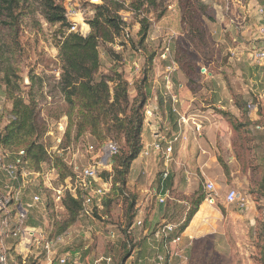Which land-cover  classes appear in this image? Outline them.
Here are the masks:
<instances>
[{"label":"rangeland","instance_id":"1","mask_svg":"<svg viewBox=\"0 0 264 264\" xmlns=\"http://www.w3.org/2000/svg\"><path fill=\"white\" fill-rule=\"evenodd\" d=\"M28 1L30 8L25 15L21 32L23 60L17 68L20 79L13 80L20 85L22 96L27 102L29 98L33 97L38 104L39 121L45 123L47 127L46 131L40 136L39 143L45 146L48 157L42 171H40L43 177L32 181L26 186V189L23 190L22 200L25 203L35 195H39L42 199L41 203L36 205L31 212L29 219L31 228L38 229L39 232L46 234L48 238H53L56 235H68L70 238H74V243L70 246L66 241L51 255L47 254L42 248L33 246L32 253H29L25 258L15 252V245H18L19 241L7 247L12 248L14 264H25V262L26 264H57L58 260L64 257L68 250H73L74 253L75 251L76 253L77 251L82 252V264H123L128 260L136 246L131 238L133 235L131 228L135 220L130 225L128 220L131 214L127 208V196L130 195L135 198L138 206L139 195L137 192L141 187L147 185L148 177L150 176L151 180H159V161H156L153 155H144L147 146H144L143 143L142 153L133 162L128 176L127 196L120 197L112 191L111 174H113V168L111 171H104L100 176L103 182L108 185V193L110 192L105 196V198L108 197L112 200L109 212L104 213L103 209L90 208L89 215L81 214L73 225L68 224L70 217L64 202L71 194L70 190L77 186V183H67V179L73 176L72 173L66 179L62 178L56 165L57 159L63 158L69 169L71 164L82 168L91 159V155L87 153L88 147L90 145L97 146L98 144L88 136L75 139V132L72 133L69 139L66 133L65 135L62 133L61 125L67 124L68 127V106L60 86L61 64L57 48L58 28L46 22L39 0ZM70 1L74 2V0H64L65 7ZM199 1L205 5L206 16L201 15ZM239 1L164 0L157 7H146L141 17L131 7H128V11L121 13L128 24L126 35L117 39L114 44H102L100 47V72L110 76H113L115 72L123 74L130 82L131 98H135L137 94L135 84L146 59L144 52L140 49L141 20L146 18L149 21L150 28L145 46L156 55L151 74H165L166 68L172 64L177 67L173 74H203L205 77L210 74V71L214 74H227L226 69L231 67L226 64V48L233 44L234 38L241 43H245L242 40L245 38H256L258 40L260 37L258 33L260 24L258 22H263L262 19L261 21L253 20L247 8H244L245 4H249V0H244V5H240ZM126 2L129 6L130 0H126ZM189 2L193 4V9L189 10L187 8ZM78 3L82 8L83 16H76L70 22L79 24L80 28L83 29L87 25V18L93 16L94 10L90 4H86V1L74 2V4ZM192 10H197L198 17L193 22H197L201 26V35L199 33L193 34L190 31L189 11ZM217 22H219V25L216 24ZM242 27L243 29H241ZM218 44L224 46L219 48L217 47ZM168 46L171 49L170 56L167 60H163L161 54L164 48ZM209 64H212L210 69L208 68ZM136 67L140 68L139 72L136 71ZM10 68L11 62L3 48L2 29L0 28V133L12 118V102L6 97L3 81L6 75L10 74ZM250 68H254V66ZM203 69H207V71L203 72ZM254 73H257V70H254ZM153 75L147 86L150 96L144 108V114L145 109L151 103ZM173 81L178 87L179 82L176 81L175 75H173ZM206 82L205 84L208 86L209 81ZM224 83L226 84V81ZM191 84L194 87L201 86V84L198 85L193 81ZM161 85L165 93L164 83ZM166 102L167 104L171 102L167 91ZM174 109L177 111L174 112ZM179 112L181 111L178 106L172 105V113L177 117L176 130L183 131L184 128L179 125ZM249 112L248 108L245 109L247 115H249ZM223 113L217 110L215 112V114L224 118V122L230 125L235 135H240L246 131L243 124L244 122L248 124L250 122L249 118L245 116L243 118L244 122L234 119V127L230 118ZM261 115L264 116V114ZM146 123L145 118L144 127H146ZM221 130L223 135L228 133L226 127H221ZM202 135H205L204 132ZM108 141L115 142L114 140ZM120 145L124 147L125 142L121 141ZM125 153H128L127 149ZM140 158L143 159V163L139 164L137 169L135 167L133 172V166ZM149 158L150 160H148ZM218 162H221L222 169V164L227 166L226 160L223 158H219ZM238 163L240 165L239 175L230 177L226 174L227 180L237 179L242 184L243 177L250 178L247 174L248 169L251 170V177L256 178L257 174L253 173L258 171V167L254 168L258 163L257 160L244 158L239 159ZM144 167H147V169H143ZM211 170L209 168L208 171ZM70 171L72 172L71 169ZM223 171L225 172L224 169ZM137 172H140V175ZM105 173L110 174L111 178L109 177L106 180ZM212 173H215V171H212ZM208 177H211V174L207 173L204 176L199 170L197 174L192 176L190 182L182 180L181 175L173 181L168 180L166 186L168 184L169 187L166 188L170 191L169 199L165 205H157L156 199L153 200L152 205L148 208L149 216L151 217L153 214L164 216L166 218L164 223L183 225L193 207V201L200 195H205V197L208 195L205 188ZM46 180L52 186L49 189L45 185ZM212 181L214 182L215 179H212ZM216 185L218 196L215 208L219 209L220 215L217 216L214 212L208 216L212 219L210 223L212 229L211 227L209 229L211 231L226 232V235L215 240L209 236L210 239H207L198 247V253L193 255L190 262L198 264H264V241L258 235L264 225V188L262 192H258L243 186L237 187L250 199L249 208L241 211L237 206L226 203L225 195L229 187L219 184V182L217 184V181ZM11 210L13 211L14 208L11 207ZM12 218H16L15 211L12 212ZM160 225L161 223L157 224L155 228ZM0 232L2 231L0 230ZM111 232L117 234L115 240L110 239ZM34 251L36 254L33 253Z\"/></svg>","mask_w":264,"mask_h":264},{"label":"trees","instance_id":"2","mask_svg":"<svg viewBox=\"0 0 264 264\" xmlns=\"http://www.w3.org/2000/svg\"><path fill=\"white\" fill-rule=\"evenodd\" d=\"M162 2L164 0H130L129 6L126 0H103L99 5L86 2L93 8L94 14L86 20L90 32L82 35L71 31L72 24L66 17L64 0H39L46 22L58 28L60 86L68 106L66 136L69 139L73 132L75 139L88 136L99 147L108 140L115 141L119 151L113 158L112 191L120 197L127 196V180L132 164L143 150L144 108L150 96L147 86L153 75L151 71L156 57L145 46L150 28L149 21L146 18L141 20L140 49L146 59L135 84L137 93L135 98H131L130 82L123 74L115 72L110 76L100 72V47L102 44H114L117 39L126 35L128 24L123 20L121 13L128 11V7L141 17L146 7H157ZM198 5L201 15L206 16L204 3L199 1ZM29 8L28 0H0L3 48L11 62L10 74L6 75L3 81L6 97L12 102V118L0 133V150L9 153L10 160L17 153L24 151L30 169L40 172L48 155L45 146L39 143V138L47 127L45 123L39 121L35 98H29L27 102L22 96L20 85L13 80L20 79L17 68L23 60L21 32ZM187 8L193 9V4L189 2ZM196 11H189L190 31L201 35V26L197 22L194 23L198 17ZM228 117L235 127L234 118L231 115ZM121 141L125 142L124 147L120 145ZM126 149L128 153H125ZM56 165L63 179L72 173L63 158H58ZM222 165L225 173L229 175L228 167ZM111 175L105 173L106 180ZM166 187H169L168 184ZM127 197V208L131 214L128 221L131 225L137 217V200L130 195ZM205 200V195H200L193 201V207L184 224L171 234L170 240L186 231ZM111 203L110 198H103L104 213L109 212ZM64 205L70 217L68 224L73 225L82 214L83 200L81 197L76 199L69 195ZM29 219L30 216L26 225L30 227ZM258 235L264 241V225Z\"/></svg>","mask_w":264,"mask_h":264},{"label":"crops","instance_id":"3","mask_svg":"<svg viewBox=\"0 0 264 264\" xmlns=\"http://www.w3.org/2000/svg\"><path fill=\"white\" fill-rule=\"evenodd\" d=\"M243 2L244 0L242 2L240 0L238 3L242 5ZM260 7L264 8V0H249V4L244 5L253 20L261 21L262 19V23L258 22L260 24L258 28L260 37L258 40L256 38H241L245 43H241L234 38L233 44L230 47H225L227 53L226 64L231 67L226 69L227 74H214L212 71L207 77L203 76V74H174L176 81L179 82L178 87L174 83L175 93L179 98L177 104H174L170 98L171 102L167 104L164 89L161 85L163 84L161 83L163 82L161 74L153 75L151 102L157 110L159 121L157 123L147 121L142 136L144 146L148 148L154 142L158 132L166 134V137L170 139L171 132L178 131L175 127L177 117L172 113V105L178 106L181 111L179 112V118L181 115L188 119L196 118L199 120L203 125L205 134L202 135V132L197 135L191 124L183 126L184 130L180 131V138L174 144L172 161L169 165L171 171L170 181L181 175L182 180L190 182L192 176L200 170L204 176L207 173L211 174L207 182H213L212 179H215V183L213 182L215 186H217V181V184L219 182V184L228 186L229 190H239L237 187L243 186L249 190L262 192L264 188V116L261 114H264V61L257 63L254 59L256 52L264 51V32L262 33L264 31V17L258 13ZM216 24L219 25V22ZM83 31L87 35L90 32L89 26L85 25ZM222 46L224 45H217L219 48ZM251 66H254V68H250ZM211 67L212 64H209L208 68L210 69ZM205 70L207 71V69ZM254 70H257V73H254ZM251 72L253 73L251 74ZM192 81L198 83V85L201 84V86H192ZM206 81H209L208 86L205 84ZM224 81H226V84ZM245 104H247L245 109L248 108L250 110L249 115L245 113ZM216 110L224 112L225 116L231 115L239 122H244L243 118L245 116L249 118L250 122L248 124L244 122L243 124L246 131L240 135H235L230 125L224 122V118L215 114ZM173 111L176 112L177 110L174 109ZM221 127H226L228 133L223 135ZM3 153L0 150V155ZM152 155L156 161H159V173L162 174L165 169L163 156L159 154ZM219 158L226 160L229 175H226L223 171L222 166L218 162ZM244 158L257 160L258 163L254 168L258 167V171L253 173L257 174L256 178L253 179L251 177V170L248 169L247 174L250 178L243 177L242 184L237 179L227 180L225 175L230 177L239 175L240 165L238 160ZM142 160L140 158L135 162L133 172L135 167L137 169L138 165L143 163ZM209 168L212 170L208 171ZM143 169H147V167ZM212 171H215V173H212ZM138 173L140 175V172ZM160 181L161 176L158 181L151 180L149 176L147 185L141 187L137 192L139 195L137 217L131 228L133 230L131 238L136 246L128 260L123 264H156L154 258L158 250V247H156L158 242L155 240L153 232L155 226L160 223L164 224L166 218L164 216H156V214L150 217L148 208L155 199L157 205H165L158 202L157 195ZM6 182L5 174L0 171V191ZM169 192L168 199L170 197ZM215 206L210 205L206 201L201 205L199 212L181 235L180 242L170 246V253L166 256V264H198L190 262L193 259V255L198 253V247L210 237L215 240L226 235V232L211 231L209 229L210 227L212 229L210 224L212 219L208 218V216L214 212L217 216L220 215L219 209L215 208ZM139 222L142 223L141 226H138ZM17 241H19L18 238L11 236L8 239H4L6 249L11 256L13 255L12 248L9 247ZM73 243L74 238H71L70 246ZM31 251L32 248L29 249L26 244L20 241L18 245H15V252L24 258L29 253H32ZM159 252L166 254L163 248H159ZM33 253L36 254L35 251ZM66 255L71 257L70 264H82V252L77 251L76 253L75 251L74 253L73 250H68Z\"/></svg>","mask_w":264,"mask_h":264},{"label":"built area","instance_id":"4","mask_svg":"<svg viewBox=\"0 0 264 264\" xmlns=\"http://www.w3.org/2000/svg\"><path fill=\"white\" fill-rule=\"evenodd\" d=\"M81 1L99 5L103 0H74V2ZM74 2L70 1L66 6V17L69 22L76 16H83L82 8L79 6V3L74 4ZM258 13L260 16L264 17V8L260 7ZM123 20L126 22L124 17ZM71 24V31L86 35L83 29L80 28L79 24L72 22ZM263 32L264 31H262V33ZM170 53V47H165L161 54V59L167 60ZM254 59L257 63L264 61V51L256 52ZM176 68V65L172 64L166 68L165 74H161V80L165 85L164 95L166 97L167 91V95L174 104L179 102L178 95L175 93V85L173 81V73L176 71ZM136 71L139 72L140 68L136 67ZM202 71L205 72L206 70L203 69ZM145 118L146 121L150 122L157 123L159 121L157 110L152 102L145 109ZM187 124H191L196 133H201L203 130L202 123L196 118L188 119L180 115V127L183 128V126ZM61 126L62 133L65 135L68 128L67 124H62ZM180 131L181 130L177 132L172 131L170 139L166 137V134L158 132L155 136L154 142L144 151L145 156L159 154L163 156L164 159L165 169L162 171L159 193L157 195L159 204H165L169 196L166 182L171 175L169 165L172 161L174 144L178 141L181 135ZM118 151V146L113 141H108L101 147L90 145L87 153L91 155V159L88 161L87 165L82 168H79L76 165H70L73 176L67 179V183H77V186L70 190V195L76 199L79 197L82 198V215H89L90 208L103 209L102 199L110 192L108 193V185L103 182L100 175L103 174L104 171H111L113 167V158L118 154ZM0 171L5 174L7 179L6 184L0 191V230L2 231L0 232V264H13L14 260L6 249L4 243V239H8L10 236L18 238L19 241L26 244L29 249L33 248V246H37V248H42L50 255L53 254L57 248L66 243V241L67 244L70 243L71 238L68 235H56L53 238H48L46 234L39 232L38 229L26 225L31 212L36 205L41 203L42 199L39 195H35L29 201L24 203L22 200L23 190L26 189V186L32 181L43 177V175L40 174L41 172H35L30 169L25 152L21 151L17 153L11 160L10 154L8 153L0 155ZM53 172H55V170H53ZM46 181L47 183H45V185L49 189L52 186L48 180ZM205 188L208 191L205 201L210 205H215L218 196L215 184L213 182H207ZM58 199H60V197H58ZM225 201L230 205L237 206L241 211L247 210L250 206V199L248 196L237 189L228 190L225 195ZM11 207L14 208L13 211L11 210ZM14 211L16 213L15 219L12 218V212ZM141 225L142 223L139 222L138 226ZM178 227L179 226L175 224L164 223L155 228L153 236L158 242V245H156L158 250L154 258L156 264H166V256L170 253V246L180 242L182 234L170 240L171 234L174 233ZM110 238H116L115 232H111ZM159 248H163L166 254L159 252ZM70 259L71 257L69 255H65L58 260L57 264H70Z\"/></svg>","mask_w":264,"mask_h":264},{"label":"bare ground","instance_id":"5","mask_svg":"<svg viewBox=\"0 0 264 264\" xmlns=\"http://www.w3.org/2000/svg\"><path fill=\"white\" fill-rule=\"evenodd\" d=\"M76 18V17H75ZM79 18V17H78Z\"/></svg>","mask_w":264,"mask_h":264}]
</instances>
